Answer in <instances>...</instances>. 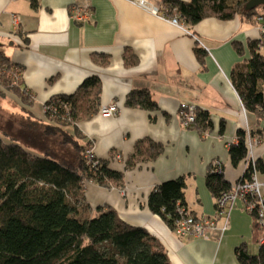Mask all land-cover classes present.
I'll return each instance as SVG.
<instances>
[{
    "label": "crops",
    "instance_id": "0c3cea01",
    "mask_svg": "<svg viewBox=\"0 0 264 264\" xmlns=\"http://www.w3.org/2000/svg\"><path fill=\"white\" fill-rule=\"evenodd\" d=\"M133 2L0 0V52L24 67L23 85L31 94L27 101L7 89L0 94L7 107L2 113L11 138L8 142L77 165L75 147L62 144L59 135L45 134L50 121L44 104L98 76L100 106L115 103L117 114L104 118L98 113L66 129L83 144L90 142L95 155L113 170L123 172L125 186L107 188L87 181L84 196L91 216L113 209L131 226L145 227L173 264H240L238 248L246 245L253 255L260 249L255 222L240 200L228 216L219 218L206 179L211 165L219 162L227 181L239 182L247 160L234 165L229 149L237 142L239 130L253 129L261 135L253 156L261 163L258 177L264 183V120L246 111L231 81L236 66L252 57L250 42L262 40L264 55L262 25L256 17L249 21L239 15L223 21L212 17L194 28H183ZM85 6L91 9L90 18L78 22L73 8ZM14 15L20 17V24L13 21ZM236 44L241 45V52ZM197 49L204 50L203 60ZM96 53L109 55V64L96 63ZM138 90H148L158 107L147 110L127 105L130 93ZM184 103L209 111L212 130L201 134L185 128L179 114ZM15 105L21 109H13ZM151 141L164 148L159 157L132 158L137 145L143 143L146 151ZM180 177L187 181L189 211L197 218H216L217 227L208 232V238L181 237L149 209L153 190Z\"/></svg>",
    "mask_w": 264,
    "mask_h": 264
},
{
    "label": "trees",
    "instance_id": "16d2710c",
    "mask_svg": "<svg viewBox=\"0 0 264 264\" xmlns=\"http://www.w3.org/2000/svg\"><path fill=\"white\" fill-rule=\"evenodd\" d=\"M250 0H160L166 17L178 18L186 27L194 28L201 21L215 17L221 21L237 16L253 21L260 8L247 9ZM251 59L236 66L231 74L232 85L238 91L246 111L264 120V55L262 40L250 42ZM241 52V45H237ZM200 60L204 50L197 49ZM100 66L109 64V55H94ZM129 58L125 61L129 64ZM24 67L13 63L0 52V94L19 93L24 101L30 93L24 88ZM102 85L98 76L85 79L71 94L52 96L44 104L45 126L49 137L59 135L62 144H71L78 152L77 165L71 166L52 157L38 155L20 143L6 142L0 135V264H173L156 237L144 227L131 226L110 209L91 216L84 196L87 181L104 187L125 186L124 173L113 170L109 162L98 160L97 166L86 163V151L92 147L66 127L91 119L99 113ZM127 105L147 110L157 108L148 90L133 91ZM183 112V115L180 113ZM188 111L179 109L181 124ZM194 121L187 127L201 134L214 127L212 115L206 109L193 106ZM224 128V124H222ZM224 129H222L223 131ZM238 140L231 144L230 157L234 165L248 158L249 135H261L253 129L239 130ZM136 146L132 158L145 155L149 160L159 157L164 148L151 141L148 150ZM258 170L262 169L257 161ZM222 168V167H221ZM254 167L249 165L241 181L251 180ZM207 186L217 201L218 214L222 210L220 198L233 191V184L225 178L224 168L209 173ZM187 181L184 177L164 182L155 188L148 204L152 214L159 215L174 231L182 215L180 209L191 214L186 203ZM230 205H227L226 208ZM256 240L260 249L251 254L246 245L236 251L240 264H264V227L254 212Z\"/></svg>",
    "mask_w": 264,
    "mask_h": 264
},
{
    "label": "built area",
    "instance_id": "2783aa9c",
    "mask_svg": "<svg viewBox=\"0 0 264 264\" xmlns=\"http://www.w3.org/2000/svg\"><path fill=\"white\" fill-rule=\"evenodd\" d=\"M137 6H140L144 9L150 11L154 16H161L165 20H169L175 26H181L185 28V26L178 20V18H171L166 17L162 13V10L158 3H155L154 0H134L133 2ZM75 15L74 18L79 21H85L90 18L91 9L88 7H74L73 8ZM257 22L262 25V32L264 33V10L260 14L256 15ZM13 21L16 24H20V17L18 15H14ZM182 110L188 111L185 120L183 121L182 125L185 128L190 126V123L194 121V114H193V106L184 103L181 106ZM118 112V106L113 104H105L100 106L99 114L106 118V117H113ZM183 115V112L180 113ZM259 144L258 137L249 135V139L247 142L248 145V158H247V168L249 165L254 167L251 180L249 181H241L240 183L233 184V191L230 194L225 195L224 197L220 198L219 204L222 210L218 214V217L221 216H228L229 211L232 208V205L236 201H242L244 203L246 211H248L251 215L256 213L258 216L259 222L264 227V183L260 182L258 177V166L255 157L253 156V148ZM86 163L91 166H97L99 163L97 159H95L93 147H90L86 151ZM121 158V156H118ZM221 164L219 162H215L211 165V171L215 172L216 170L222 169ZM227 205L230 207L226 208ZM179 214L182 215L181 219L177 222V228L175 230L176 234L181 237H202L208 238V232L210 230H214L217 227L216 218H197L191 214H186L184 209L179 210ZM228 225H226L223 230H226ZM264 242V239L261 240Z\"/></svg>",
    "mask_w": 264,
    "mask_h": 264
},
{
    "label": "rangeland",
    "instance_id": "374dc122",
    "mask_svg": "<svg viewBox=\"0 0 264 264\" xmlns=\"http://www.w3.org/2000/svg\"><path fill=\"white\" fill-rule=\"evenodd\" d=\"M9 98H12V97L10 96ZM7 104H9V106L12 107L9 100H7ZM0 107H1L0 108L1 109V111H0V135L6 140V142H8V139H11V138L7 133V126H6V123L4 122L5 121V119H4L5 115L3 114V113H6L5 109L7 107L5 108V100L1 96H0ZM17 108L21 109V107L19 105H15V108H13V109H17Z\"/></svg>",
    "mask_w": 264,
    "mask_h": 264
},
{
    "label": "water",
    "instance_id": "95a60500",
    "mask_svg": "<svg viewBox=\"0 0 264 264\" xmlns=\"http://www.w3.org/2000/svg\"><path fill=\"white\" fill-rule=\"evenodd\" d=\"M264 6V0H250L247 4V9L255 10L258 7Z\"/></svg>",
    "mask_w": 264,
    "mask_h": 264
}]
</instances>
